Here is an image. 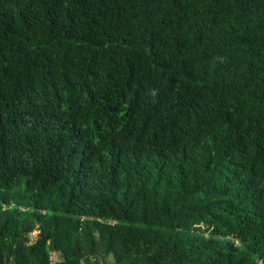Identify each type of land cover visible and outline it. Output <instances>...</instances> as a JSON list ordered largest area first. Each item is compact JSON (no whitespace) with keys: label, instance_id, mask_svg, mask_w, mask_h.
<instances>
[{"label":"trees","instance_id":"trees-1","mask_svg":"<svg viewBox=\"0 0 264 264\" xmlns=\"http://www.w3.org/2000/svg\"><path fill=\"white\" fill-rule=\"evenodd\" d=\"M81 263L264 264V0H0V264Z\"/></svg>","mask_w":264,"mask_h":264},{"label":"rangeland","instance_id":"rangeland-1","mask_svg":"<svg viewBox=\"0 0 264 264\" xmlns=\"http://www.w3.org/2000/svg\"><path fill=\"white\" fill-rule=\"evenodd\" d=\"M31 238H33L32 236H30V239ZM50 259H51V261L52 262H55V261H57L58 260V256H57V254L56 253H53V252H51L50 253ZM82 264V263H81Z\"/></svg>","mask_w":264,"mask_h":264},{"label":"clouds","instance_id":"clouds-1","mask_svg":"<svg viewBox=\"0 0 264 264\" xmlns=\"http://www.w3.org/2000/svg\"><path fill=\"white\" fill-rule=\"evenodd\" d=\"M152 94H153V95H155L156 93H155V92H153Z\"/></svg>","mask_w":264,"mask_h":264}]
</instances>
